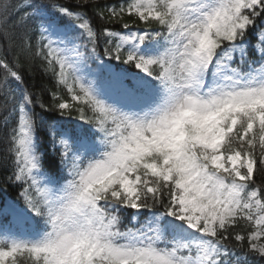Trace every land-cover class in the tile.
<instances>
[{
  "label": "snow or ice",
  "instance_id": "obj_1",
  "mask_svg": "<svg viewBox=\"0 0 264 264\" xmlns=\"http://www.w3.org/2000/svg\"><path fill=\"white\" fill-rule=\"evenodd\" d=\"M0 125V264H264V0H0Z\"/></svg>",
  "mask_w": 264,
  "mask_h": 264
},
{
  "label": "trees",
  "instance_id": "obj_2",
  "mask_svg": "<svg viewBox=\"0 0 264 264\" xmlns=\"http://www.w3.org/2000/svg\"><path fill=\"white\" fill-rule=\"evenodd\" d=\"M14 2L18 3L19 0H14ZM55 3H72L74 0H53ZM108 2V0H100V3ZM13 19L15 18L14 13ZM89 15H92V11L89 10ZM94 23L99 25L101 22L98 18L94 20ZM108 27H112L116 30L120 29L119 25H107ZM12 53H10L9 58H12ZM21 63L23 65L22 71L25 74L27 86L30 90L39 95L45 104L52 105L53 100L51 97L52 92H59L62 97L67 98V93L63 89H57L54 83V80L50 74H45L42 65V61L38 58L33 59L31 56H24L21 59ZM113 63H115L113 61ZM121 67H125L129 72H135L136 69L121 65ZM35 112L37 113L38 123L39 115L42 110L40 108H36ZM58 115V113L52 112L44 115V120L47 121L50 116ZM40 143L42 145V151L46 154L47 158H53V153L51 149V138L45 135V129L41 128L40 130ZM7 144L5 129L0 125V203L8 199H15L19 188L16 185H10L7 182V176L11 174V162L5 155V148ZM58 159V157H56Z\"/></svg>",
  "mask_w": 264,
  "mask_h": 264
}]
</instances>
